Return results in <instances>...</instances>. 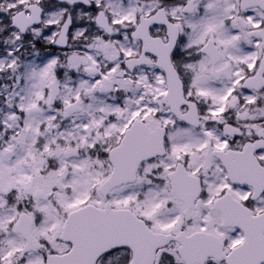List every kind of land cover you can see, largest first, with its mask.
I'll list each match as a JSON object with an SVG mask.
<instances>
[{
    "label": "snow or ice",
    "instance_id": "obj_1",
    "mask_svg": "<svg viewBox=\"0 0 264 264\" xmlns=\"http://www.w3.org/2000/svg\"><path fill=\"white\" fill-rule=\"evenodd\" d=\"M0 264H264V0H0Z\"/></svg>",
    "mask_w": 264,
    "mask_h": 264
}]
</instances>
